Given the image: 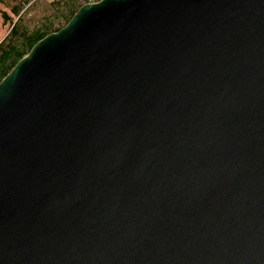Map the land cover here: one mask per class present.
<instances>
[{"label": "water", "instance_id": "1", "mask_svg": "<svg viewBox=\"0 0 264 264\" xmlns=\"http://www.w3.org/2000/svg\"><path fill=\"white\" fill-rule=\"evenodd\" d=\"M0 264H264V0H98L0 80Z\"/></svg>", "mask_w": 264, "mask_h": 264}, {"label": "trees", "instance_id": "2", "mask_svg": "<svg viewBox=\"0 0 264 264\" xmlns=\"http://www.w3.org/2000/svg\"><path fill=\"white\" fill-rule=\"evenodd\" d=\"M90 0H0L8 30L0 40V80L42 37L63 27ZM98 1V0H93Z\"/></svg>", "mask_w": 264, "mask_h": 264}, {"label": "rangeland", "instance_id": "3", "mask_svg": "<svg viewBox=\"0 0 264 264\" xmlns=\"http://www.w3.org/2000/svg\"><path fill=\"white\" fill-rule=\"evenodd\" d=\"M0 8L1 9H6V7L4 5H1L0 4ZM8 26L9 24L8 23H3L2 22V18L0 16V40L2 39V37L6 34L7 30H8Z\"/></svg>", "mask_w": 264, "mask_h": 264}, {"label": "built area", "instance_id": "4", "mask_svg": "<svg viewBox=\"0 0 264 264\" xmlns=\"http://www.w3.org/2000/svg\"><path fill=\"white\" fill-rule=\"evenodd\" d=\"M93 0H90L89 2H92Z\"/></svg>", "mask_w": 264, "mask_h": 264}]
</instances>
